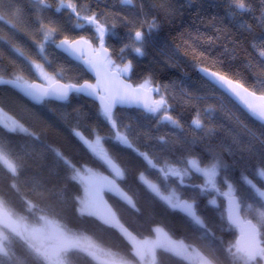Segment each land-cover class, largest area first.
<instances>
[{"label":"trees","instance_id":"16d2710c","mask_svg":"<svg viewBox=\"0 0 264 264\" xmlns=\"http://www.w3.org/2000/svg\"><path fill=\"white\" fill-rule=\"evenodd\" d=\"M46 2L51 7L42 8L35 0H5L7 11H0L4 17L0 20V75L13 79L19 74L26 81H37L30 61L14 51L12 45H16L63 82L80 84L89 80L81 65L56 52L52 43H46L44 54H39L35 43L42 39L37 30L38 16L45 24L55 22V41L65 36L70 40L81 36L94 40L92 32L75 27L74 18L67 11H55L61 0ZM72 2L81 16L97 14L108 33L106 46L113 64L122 68L131 62L125 79L133 86H140L146 80L150 86H158L167 101V114L181 127L164 122L165 112L161 117L135 109H118L113 113L120 131L129 136L139 151L153 159L156 168H152L136 152L113 139L110 123L90 100L72 95L66 102L43 101L35 106L10 88L0 86V111L5 118L16 120L39 136L36 140L19 130L9 132L0 126V152L10 163L17 164L20 158L26 163L20 175L13 177L0 160V203L15 216L30 222L41 217L54 220L66 231L93 240L123 260L132 259L133 247L118 229L119 225L130 237L140 240L160 228L213 264H243L234 251L238 232L226 222L224 202L216 198V204H210L209 195L188 182H181L180 178L177 183L170 180L166 185L160 169L187 166L191 158H197L201 166L218 161V170L224 176L220 186L224 189L232 185L242 211L246 205L253 210L243 212V216L259 229L264 248V218L259 215L264 211V201L243 180L247 177L260 189L264 188L263 180L257 175L264 168V126L250 119L197 73V68H207L264 96V57L260 55L264 52V19L261 18L264 2L250 0L252 11L248 13L230 9L228 0H163V3L133 0L130 5L121 0ZM153 21L156 27L149 28ZM136 30L144 34L142 43L132 39ZM135 47H141L143 55H137L133 51ZM197 116L203 130L192 125ZM73 130L89 140H95L97 135L102 137L103 147L123 169L119 187L133 203L112 193L105 195L116 226L106 223L99 215V218L90 217L80 212L82 186L73 179V169L106 173L103 161L83 145ZM159 137H164L166 143ZM47 146L59 151L63 160ZM141 174L146 181L157 184L164 194L172 187L181 198L194 201L204 227L159 199L139 179ZM3 251L0 264H46L18 237H7ZM66 258L69 264H98L76 250L70 251ZM156 264L189 263L158 250Z\"/></svg>","mask_w":264,"mask_h":264},{"label":"snow or ice","instance_id":"6c2138e0","mask_svg":"<svg viewBox=\"0 0 264 264\" xmlns=\"http://www.w3.org/2000/svg\"><path fill=\"white\" fill-rule=\"evenodd\" d=\"M123 4H132L133 0H121ZM163 3V0H161ZM264 2V0H262ZM35 3L40 5L42 8H49L51 7L50 4L46 2V0H35ZM229 8H235L236 11L241 13H248L252 11L250 0H228ZM61 8L70 9L72 14L77 17V19H82L83 21L87 22L89 25H93L95 27V32L97 34V38L100 41V49L97 50V55L95 58H87L85 63L97 73V76L103 71L105 73H111L112 80L118 81L120 76L124 73H127L131 69V62L125 64L122 68L113 64V62L107 58V49L104 47V36L106 32L105 25L101 23V21L97 18L96 13H92L91 15H84L81 16V12L78 10L76 3L72 2V0H67V3L64 0H61L60 6L56 9L57 12L60 11ZM0 11H7L5 8V0H0ZM232 15H235L236 12H232ZM4 17L0 15V20ZM261 18L264 19V8L261 9ZM36 23L38 25V32L42 34V39L37 40L36 46L38 48L39 54L43 55L45 52V45L48 42H51L55 45L57 49H61L64 53L68 55L69 58L79 56H84V48L81 47L82 44H87L88 41L81 36L79 40H70L67 36L64 39L60 40L59 43H56L54 39V35L57 32V28L54 26V21H49L47 24L43 22V20L38 16ZM14 26V25H13ZM156 27L155 21L149 24V28ZM143 32L140 30H136L134 32V36L132 37L133 41L136 43H142L143 41ZM2 39V38H0ZM10 43V42H9ZM14 51L21 57H25L26 60L30 61L31 65L36 69L43 72V67L41 64L37 63L35 60H32L30 56H26L24 50L21 47L16 45H12ZM127 47V46H126ZM124 49H121L123 52ZM133 51L137 55H143V51L141 47H135ZM260 55L264 57V52H261ZM201 72L205 75L207 79L219 90H222L225 94L233 97L234 99L240 101L249 114L257 120L264 121V106H257L252 102L249 97H254L255 93H248V96L242 95V93L237 90L236 87L233 86V82L227 79L224 75H220L215 71H209L207 68H202ZM149 81H145V84L140 85L137 88H132L131 85L123 84L120 87L115 88H102L99 85H92L85 82L83 85L77 86L75 84H67L62 85L58 82L55 86H50L49 88H39L29 84L22 75L16 74L13 79H4L0 76V84L3 85H11L15 89L21 91L25 96L30 97L31 99L39 102L44 97H55L57 99H65L69 95L70 92L76 93H83L86 95H95L98 96L102 103V115L106 121H108L111 125L113 130V139L117 141L120 145L136 152L143 160L147 162V164L152 167L156 168V164L154 163L153 159L150 158L149 154L146 152L139 151L136 148L135 144L132 140L129 139V136L120 131L118 126L117 120L113 116V106L117 102H125V101H140L143 98V92H151V91H159V88L153 89L151 87H147ZM241 87H243L241 85ZM248 90L245 88L244 92ZM106 92L107 95H101V93ZM260 99L264 100V96H261ZM143 107L152 113H157L164 111L165 115L163 119L169 122L174 127H181L179 122L175 120L171 115L167 114V101L163 96L160 97L159 100H151L149 102L148 99H144ZM192 125L195 129L203 130L204 125L202 124L199 116H197ZM4 128H7L9 132H16L19 130L20 132L26 133L29 136H33L36 140H39V136H37L33 132H29V130L23 125L18 124L16 120L11 121V125L5 123L3 125ZM130 131V130H129ZM211 131V130H209ZM74 135L90 149L96 156L101 158L106 164H108L112 171L115 174L116 178H123L124 172L118 167L109 156L107 151L102 145V137L99 135L96 136L95 140H88L86 139L82 133L79 131L73 130ZM159 140L162 143H166L164 137H159ZM48 150L54 152L56 157L63 160L62 154L52 149L51 146H47ZM0 160L7 165V168L10 170V173L13 177H18L21 171L25 168L26 163L23 158L18 160L17 164L10 163L7 157L4 155L3 152H0ZM187 164L190 166L191 170H194L196 173L201 174L205 177V185L203 188H200V191L203 193L209 189H216L215 178L218 174V169L220 167L219 162L216 161L212 163L210 166H201L200 162L197 158H191L187 160ZM160 171L164 172V175L167 177L168 175H172L181 179L183 181V177L189 174V168H185L183 170L179 168L169 167L167 170L160 169ZM79 173H77V176ZM257 175L260 179L264 180V168L258 170ZM76 177L74 176L73 179ZM83 179V177H81ZM107 183L105 187L109 191H115L118 193L125 201L129 204H132V199L123 191L120 190L119 186L116 183V179H108L103 178ZM140 180L144 181L148 188L153 192L159 199L164 201L170 208L174 210H179L180 212L186 214L187 217L191 219L193 223L199 225L200 227H204V221L201 217L197 214L196 210L194 209V201L189 202L187 199H181L175 191H171L169 194L165 195L161 189L155 183H149L145 180L143 174L139 177ZM244 182L250 186L251 188L255 189L258 195L261 198H264V191H261L257 186L253 183V181L247 177H243ZM199 187V186H195ZM232 185H229V189L231 190ZM210 204H214V200L209 201ZM135 207V205H133ZM110 211V210H109ZM259 215L264 218V211H260ZM111 219L103 217L106 223H111L114 220V216L111 214ZM233 219V222H237L238 218L230 217ZM246 229L248 230L249 236L251 237V243L249 246L253 250H249V246L244 249H237L238 252H243L244 256L247 257L248 260L255 259L256 256H260L264 258V248L259 247L258 243L255 241V236L257 234V229L255 225H252L251 221L247 222ZM157 232L160 231L159 228L156 229ZM168 243H171L169 241ZM189 249L186 246H181V250L177 252L178 255H182L183 253L188 252ZM230 251V249H229ZM201 264H213V261L201 258Z\"/></svg>","mask_w":264,"mask_h":264},{"label":"rangeland","instance_id":"374dc122","mask_svg":"<svg viewBox=\"0 0 264 264\" xmlns=\"http://www.w3.org/2000/svg\"><path fill=\"white\" fill-rule=\"evenodd\" d=\"M77 27L78 28L86 27L87 31L93 32L92 33L93 38L96 42L95 43L92 42V43L95 45V48L97 49V43H99L100 41L97 38L95 28H92L91 25L87 23H82L80 21L78 22ZM54 39H55V35H54ZM48 43H51V42H48ZM42 67H43V72H41L40 70H36L34 68L36 75H37V80L43 85L45 84L49 85V84L54 83L57 80V78L53 74L52 75L47 74L44 65H42ZM126 75L127 73H124L123 77L124 76L126 77ZM27 82L29 84L33 83L31 81H27ZM147 87H151V86L148 84ZM161 96L164 97V95L159 92L156 95V100H159ZM163 113L164 111L157 112V113L149 112L148 115L153 116V117H158V116L161 117ZM5 117L6 116L0 111V123L2 125H4L5 123L11 125L12 120L10 119L8 120ZM2 125L0 126L3 127ZM84 146L87 148L86 145ZM88 150L91 151L90 149ZM99 159L103 161L101 158ZM103 163L105 166L104 171L106 175H101L88 168L73 169L74 170L73 177L75 176L76 177L75 179L79 181L82 186V196L80 199L81 200L80 201L81 214H84L90 217L99 218L95 210V199H96V194L103 192V191L105 192V195L106 193H112L113 195H117L122 200H124L118 193H116L115 191H109L105 187V184L107 183V181H105L103 178H108L109 180L116 179V183L118 186H119L118 182L120 178H116L111 167L108 164H106L104 161ZM114 163L118 167L121 168L119 164H117L116 162ZM169 167L179 168L181 170L185 168H189V174L183 177V182L184 183L188 182L189 185L199 186L197 187L199 191H200V188L204 187L205 177H203L199 173H196L194 170H191L188 164L187 166L184 165L183 167L182 166H177V167L167 166L164 169L167 170ZM121 170L123 171L122 168ZM77 173H79L78 176H77ZM81 177H83V179H81ZM223 177L224 176H222L218 170V174L215 178L216 189H209L203 192V194L209 195L210 198H212V200L215 201L214 204H216V198L217 200L221 199L222 202H224L223 196H227V197L235 196L232 188L231 190L229 189V187L222 189V187L220 186L221 185L220 179H222ZM178 179H179L178 177H175L172 175H168L166 177L163 174L162 176V180L166 185L168 184L170 180H173L175 183H177ZM147 182L152 183L150 181H147ZM145 185L147 186L146 183ZM216 190H217V196L215 194ZM260 190L264 191V188ZM171 191H175V190L172 187H169L165 195L169 194ZM255 193L257 194V196H259L256 190H255ZM181 199H184V198H181ZM262 200L264 201V198H262ZM189 202H192V201H189ZM194 209H196L195 204H194ZM245 211H248L250 213L253 210H251V208L246 205L243 208L242 215H243V212ZM258 221L259 223H261L260 220ZM118 229L127 236L128 240L132 244V247H133L132 256L133 257L131 256L132 259L130 260L120 259L119 257H116L114 253L98 246L96 243L93 242V240L87 237H84V236H77L69 231H66V229L62 228L61 225H59L54 220L41 217L40 219H37L34 222H30V221H27L23 217L21 218V217L15 216L10 209H7L5 206H2V204L0 203V253L4 252L3 251L4 243L7 237L14 236V237H18L28 247H30L46 264H69L66 256L72 250L80 251L86 254L98 264H156V252L158 250L168 252L186 261L189 264H201V258H205L196 250H189L188 252L183 253L182 255H178L177 252L180 251L181 246H184V245L180 241L174 240L171 237H169V235L160 228H159L160 229L159 232H157L156 231L157 228H155L152 236L146 237L143 240L137 239L135 236L130 237L129 233L124 229V227L120 225L118 226ZM169 241H171V243H168ZM234 251L237 255L240 256L243 264H246V263L251 264L250 261L247 259V257H245L242 254H239L236 251L235 245H234ZM252 264H264V258L258 256L256 261L252 262Z\"/></svg>","mask_w":264,"mask_h":264},{"label":"water","instance_id":"95a60500","mask_svg":"<svg viewBox=\"0 0 264 264\" xmlns=\"http://www.w3.org/2000/svg\"><path fill=\"white\" fill-rule=\"evenodd\" d=\"M107 35V31L105 32V36H104V47H105V37ZM80 38L78 39H75V40H79ZM62 40V39H61ZM60 40H58L56 43H59ZM88 41V40H87ZM81 47L84 48V56L83 57H79V56H75V57H71L69 58L68 55L66 53H64L61 49H57L54 45V49L56 52L62 54L63 56H65L68 60H70L71 62H75V63H81L84 71L92 78L93 82H87L89 84H92V85H97L98 82H99V85L100 87L102 88H115V87H120L121 85L123 84H127V85H131L132 88H137L139 86H133L130 82H128L127 80H125L124 78H122L120 76L119 80L118 81H114L112 80V76H111V73H105V72H101L99 76H97V73L92 70L86 63H85V60L87 58H95L96 55H97V51L94 50V46L91 42L88 41L87 44H82ZM107 49V47H105ZM100 49V43L98 45V50ZM107 58H109L110 56V51L107 49V54H106ZM201 69L202 68H197V73L206 81L208 82L211 86H213V84L209 81V79H207L205 77V75L201 72ZM210 71V70H209ZM4 79H7V78H4ZM230 80V79H229ZM232 81V80H231ZM59 84H62V85H67L63 82H60V81H57ZM57 82H54L50 85H43L41 84L40 82H33L31 83V85L33 86H36V87H39V88H49L50 86H55ZM233 82V86L237 88V90H239L242 95L244 96H248V93H252V91L248 90L247 88V92H244V89L245 87H241V85L237 82ZM85 82L81 83V84H75L77 86H80V85H83ZM0 86H6L8 88H10L11 90H13L15 93H17L19 96H21L24 100H26L27 102H29L30 104L32 105H35V106H39L40 104H42L43 101H52V102H57V103H62V102H66L72 95L76 94L78 96H81L87 100H90L91 102L95 103L99 110L101 111V108H102V103H101V100L98 96H95V95H86V94H83V93H76V92H70L69 95L67 96V98L65 99H57L55 97H44L41 101L37 102L33 99H31L30 97H27L25 96L21 91L15 89L13 86L11 85H3V84H0ZM214 87V86H213ZM151 88L153 89H156V88H159L158 86H155V87H152ZM215 89H217L216 87H214ZM220 93H222L224 96H226L230 101H232L240 110H242V112L244 114H246L250 119H252L254 122L264 126V121H260V120H257L255 119L254 117H252L249 112L246 110V108L244 107V105L234 99L233 97L225 94L222 90H219L217 89ZM159 93V91H151V92H143V98L142 100L140 101H125V102H117L116 104H114L113 106V113L118 110V109H135V110H138L142 113H145V114H148L149 111L146 110L144 107H143V101L144 99H148L149 102L151 100H156V95ZM101 95H107L106 92L104 93H101ZM263 96V95H259V94H256L255 93V96L254 97H249L252 102L254 104H256L257 106H264V100L260 99V97ZM101 114H102V111H101ZM164 117V116H163ZM162 117V119H163ZM164 122H167L163 119ZM223 199H224V208H225V219H226V222L228 223V225H230L231 227L235 228L237 231H238V235L237 237L235 238V246H236V251L237 249H244V248H247L250 243L252 242L251 241V237L249 236V233H248V230L246 229V225H247V222H249L250 220H246L244 219L243 215H242V208H241V205L239 203V200L236 196H231V197H227V196H223ZM95 210H96V213L100 216V217H106V218H109L111 219V214L113 215V213H111L109 211V205L106 201V199L100 194V193H97L96 194V199H95ZM180 214H182L184 217H186L187 219H190L189 217L186 216V214L180 212L179 210H177ZM114 216V215H113ZM230 217H236L238 218L237 222H233V219L230 218ZM191 220V219H190ZM252 225L253 222H251ZM112 224L113 226H116L117 225V221L114 217V220H112V222L110 223ZM257 229V234L255 236V241L256 243H258L259 247L262 248L261 246V241L259 239V229L256 227ZM249 250H253L251 248V246H249ZM238 252V251H237ZM239 254H243V252H238ZM258 258V256H256L255 259H252V260H249L250 262H255L256 259Z\"/></svg>","mask_w":264,"mask_h":264},{"label":"flooded vegetation","instance_id":"af4514ba","mask_svg":"<svg viewBox=\"0 0 264 264\" xmlns=\"http://www.w3.org/2000/svg\"><path fill=\"white\" fill-rule=\"evenodd\" d=\"M61 3V2H60ZM60 3L56 6V9L60 6ZM61 10H64V11H67L73 18H74V22H75V27H77V24H78V22L80 21V22H82V23H87V22H85V21H83L82 19H77V17H75V15L74 14H72V12H71V10L70 9H66V8H61L60 9V11ZM56 11V10H55ZM59 11V12H60ZM57 12V11H56ZM88 24V23H87ZM92 26V28H95L93 25H91ZM78 28V27H77ZM84 28H86V27H84ZM80 29V28H79ZM93 33V32H92ZM107 36H108V33H107V35H106V37H105V47H107L106 46V38H107ZM59 40H61V39H59ZM86 40H88V39H86ZM58 41V40H57ZM56 41V42H57ZM89 42H96L95 40H88ZM100 43V42H99ZM99 43H97V49L95 48V45L93 44V46H94V50L95 51H97L98 50V45H99ZM53 46H54V44H53ZM55 50V49H54ZM62 55V54H61ZM65 57V56H64ZM66 58V57H65ZM108 59H110V56H109V58ZM111 60V59H110ZM70 61V60H69ZM71 62V61H70ZM72 63H75V62H72ZM75 64H79V65H81V63H75ZM81 67H82V65H81ZM82 69H83V67H82ZM46 70V69H45ZM83 71H84V69H83ZM47 72V71H46ZM85 72V71H84ZM86 73V72H85ZM47 74H49V75H52L51 73H49V72H47ZM86 75L88 76V78H89V80H86V81H84V82H93V80H92V78L86 73ZM55 76V75H54ZM56 77V76H55ZM121 77L122 78H124L125 79V76L123 77V75H121ZM126 80V79H125ZM57 81H60V82H63V81H61V80H59V79H57L55 82H57ZM34 82H39L38 80L37 81H34ZM63 83H65V84H74V83H67V82H63ZM83 83V82H82ZM81 84V83H80ZM46 85V84H45ZM50 85V84H49ZM101 194H102V196H104L105 197V192L103 191V192H100Z\"/></svg>","mask_w":264,"mask_h":264}]
</instances>
